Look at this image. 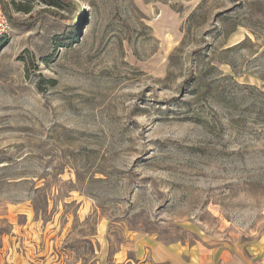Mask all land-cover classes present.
<instances>
[{"label": "rangeland", "instance_id": "374dc122", "mask_svg": "<svg viewBox=\"0 0 264 264\" xmlns=\"http://www.w3.org/2000/svg\"><path fill=\"white\" fill-rule=\"evenodd\" d=\"M0 13V264H264V0Z\"/></svg>", "mask_w": 264, "mask_h": 264}, {"label": "trees", "instance_id": "16d2710c", "mask_svg": "<svg viewBox=\"0 0 264 264\" xmlns=\"http://www.w3.org/2000/svg\"><path fill=\"white\" fill-rule=\"evenodd\" d=\"M58 1L63 2L65 0H58ZM4 8H5L6 11H8L9 18L12 21L13 24H15V25L16 24H21V23H19V21L17 19H15V18H13V16H11V14H10L11 12H10L8 6H7V2L4 3ZM29 19H31V18H29Z\"/></svg>", "mask_w": 264, "mask_h": 264}, {"label": "built area", "instance_id": "2783aa9c", "mask_svg": "<svg viewBox=\"0 0 264 264\" xmlns=\"http://www.w3.org/2000/svg\"><path fill=\"white\" fill-rule=\"evenodd\" d=\"M1 24L4 25V28H6V27L9 28V26H8V24H7V19H6V17L0 13V26H1ZM2 31H5V30H4V29H3V30H0V32H2ZM3 33H4V32H3Z\"/></svg>", "mask_w": 264, "mask_h": 264}, {"label": "crops", "instance_id": "0c3cea01", "mask_svg": "<svg viewBox=\"0 0 264 264\" xmlns=\"http://www.w3.org/2000/svg\"><path fill=\"white\" fill-rule=\"evenodd\" d=\"M223 263L224 264H249L248 262L243 263L239 259L235 260L234 258H232L231 261H227V263L226 262H223Z\"/></svg>", "mask_w": 264, "mask_h": 264}]
</instances>
